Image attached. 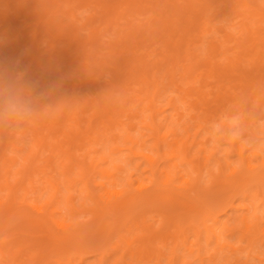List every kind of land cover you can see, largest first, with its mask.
<instances>
[{
  "label": "bare ground",
  "instance_id": "1",
  "mask_svg": "<svg viewBox=\"0 0 264 264\" xmlns=\"http://www.w3.org/2000/svg\"><path fill=\"white\" fill-rule=\"evenodd\" d=\"M12 1L15 0H0V18H3L4 23L7 25L5 35L11 37V40L8 43L11 51L6 55V53H3L0 50V87H2L4 81L9 78V68L14 65L18 51L21 49L24 40H27V35L23 34L15 18V10L12 9ZM63 1L72 4L71 6L69 5L70 7L68 6L69 9L66 12L67 18L72 21L73 19L77 20L76 11L78 8L91 0H40L38 8H36L35 5L32 6L34 10L32 13H29L28 16H35L38 23L35 24L31 33L32 37L28 41L31 58L28 60L25 67L27 70H30L31 67L36 64L35 69H42L44 71V78L47 77V79H44L45 82L50 79L53 71L56 73V83L60 82L64 87H73L75 84H78L79 86L87 85L88 92L84 95L83 101L74 97V92H68L63 97V100H59L57 102V105L55 104L56 101H51L50 104L54 103L56 105V108L51 111L50 109H47V106H45V103L40 99L35 90L26 89L29 97L34 98V121L23 126L16 132H0V170L2 171V174H0V191L6 190L8 192L4 197L0 196V211L7 212V215L4 213L0 215V218L6 219L9 214L11 216L13 212L16 211L12 205L15 206L19 200L26 204H30L33 206V209H36V211H40L35 202L37 203L42 200L41 193L39 192L40 194L38 193L34 195L33 191L27 189L25 181L32 183L31 168L35 166V162L39 159L46 147L51 145L50 140H53L56 148H58V154L63 155L66 158L67 162L66 164L63 163L61 168L64 173L68 174L66 178L70 184H74L76 180L69 178V171L72 170L74 165L80 168L81 172L79 173V181L83 184L84 189L87 192V197L92 199L94 203V207L91 211H96L98 213V217L95 221H93V223L74 230L76 231V234L63 236L51 233L47 221H45L42 217L32 219L27 216L23 218L17 216L15 218L17 223L19 221L24 223V221L28 220V222H26L28 223V228L40 233L45 232V234H42V238L45 241L42 240L38 242L33 248V250L37 251V253H33V256L30 258L31 264H34L38 256L41 257L40 254L43 252H49V254L60 252V259L68 257L71 262L74 259L73 255L78 253L76 251H81V249L85 247L104 244L108 235L114 230H118L120 228L119 231L124 229L130 231L129 227H125L124 229L122 228L123 225H126L121 221L123 214L129 212L134 213L133 225H135L136 228H140L139 222H136L137 216H143L145 211H150L154 208H158L163 212V227L167 228H165L166 230L164 232L160 233H155L152 227L148 225H144V227L141 228L142 235L139 238V245L141 246L138 254H140L139 258L143 263L145 262L141 258H145L144 255L149 256L153 252L157 253V262L155 264H160L163 253L158 251L155 243L157 241L161 242L164 240L165 236L171 235V232L168 230L171 226L176 227V229L179 230V233L176 236L172 235L175 239V245L171 248V253H173L174 256L171 257L170 263H179V259L176 258L180 256L176 253V250L179 248L181 243L185 246V249H189L191 251V249L187 247L186 239L182 240L184 237L182 234L187 227L194 228L196 234L195 246L198 250V258L202 260L203 256L202 253H200L203 247L201 244V230L197 226V221L203 215L211 214L213 226L215 227H211L210 225L204 223L207 234L206 239L208 241H212L215 245H222L223 248L228 247V250L232 252L238 250L245 251L247 260L241 262L240 264H252L251 260L256 258V252L254 250L256 245L255 240L261 239L262 241V238H264V221L261 216L257 214V212H253L250 214L240 215L236 222L230 226L219 223L218 212L227 211L228 209L234 207L233 200H228L225 204H222L216 212H213V205L206 203V196L204 198L200 197V195H205L202 193L201 188V170L203 165L205 167V156L200 157V159L198 158L199 162H195L192 157L188 156L187 140H178L176 137L171 138L167 143L172 147L179 143L178 150H172V148L171 150L168 149L163 152L159 151L161 153L159 156L162 158V161H165V164L169 161L170 169L167 170L160 167L159 164H156L159 157L154 158L147 153L136 151L135 144L138 140L130 131L131 127L124 128L125 131L123 136L125 137V141L130 143V145L127 146V150H129L130 155H138L144 159L151 171V177L148 180V185L137 183L136 178H133L137 172L131 174V177L128 180V186L132 190L130 189L131 192L127 198H125L123 193L119 196L115 191L111 192L113 197H109V190L105 189L102 182L98 184L100 187V193L95 195L91 188H89V183H94L88 175L89 165L87 159H85L89 155H84L83 158L80 159V163H74L71 160L70 152L72 147L75 149L84 147L86 141H94L95 143L100 144L98 140H103L101 137L107 136L108 134L114 135V132H112L114 124L106 123L104 115L112 116L113 113H119L122 110L121 106L128 105V102L130 100L133 101L134 97L136 101L144 103L145 109L149 110L151 116L150 124L152 125V129L157 132L156 138L165 137L163 133H160V122H157L155 115L157 112L162 110V104L160 103V98L162 97L161 92L166 89L167 86H173L176 91H183V87H181V78H177L176 76L177 72L183 66L182 57L186 56L187 61H192L197 56L192 52V48L189 43V40L191 39L190 35L192 34L191 28L196 25L198 18H202L203 24H206L207 19L205 16L209 15L212 11H215V9L219 15H222L224 11L226 12L227 9L232 7L231 0H152L155 10H157V13L154 15L156 20L155 22H150L148 26L160 28L163 31L162 35H165L162 50L165 54V59L162 60V62L156 61L153 65H149L140 57H137L136 59L133 58L135 57L133 52L136 51L133 49L136 46L133 44L131 39L135 37L136 31H134V29L136 26L132 24L127 27L126 32L121 33L118 35L117 39H114L111 42L108 54L104 57L100 56L99 50L101 49V44L96 35L97 31L94 26L97 21V17L87 18L86 24L89 23L94 27H92L91 37L84 39L83 41L80 39L77 33V28L72 22L64 23V19H60L57 27H62L61 30H63V32L68 36L67 41H65V44L61 47L53 45L52 47L43 50V53L48 54L46 61L35 58V56L38 57L41 55L43 49L39 39L40 25L43 26L47 33L50 32L53 39H59L58 35L60 34V30L57 31L54 28H50V26L55 22V12L57 13L61 10V3ZM94 1L103 6V8L107 11L108 19L112 20L116 18L117 8L119 7L117 5L126 4L129 9L135 10L139 9L144 0ZM235 1H238L246 12L245 21L242 23V29L247 36L245 37L246 39H244L239 45L244 46L249 41L250 43L245 46L244 49H241L240 52L236 51L229 67H219L214 62L205 63L207 67L211 68V71H217L219 74L223 75H229L230 71L239 69L241 59L251 53L254 55L255 62H253V65L258 67V62L261 61V55L264 52V38L260 36L262 32L260 29L251 32L249 31V27L251 28V26L248 25V23L252 21L251 18H255L256 15L261 17L258 19L264 18V9L261 8L257 0ZM27 3L29 2H26V4ZM162 3L163 5L160 7ZM2 6H5L3 10L1 9ZM26 6L28 5H25L24 7L17 6V12L24 11L27 9ZM191 8H195V11H192V14H186ZM228 12H231V10ZM212 16L214 18L217 15L212 14ZM101 18L102 16L98 17V19ZM177 31L181 32V36L174 39L173 37L176 35ZM254 33H256V35L251 37ZM142 36L145 41H150L152 38L149 35ZM223 36L227 39V41L231 39V36L228 33H224ZM202 38H204V34L200 36L198 40L203 42ZM86 46L89 47L86 48ZM199 48L201 50V47ZM208 51L212 56H216L217 53L224 52V50H221L216 43H210L208 45ZM45 63L51 64L46 65ZM68 66L72 68L70 73L66 71ZM53 67H55V69ZM106 69L111 72V77L107 81V87L103 88L102 85L97 82V79L100 78ZM150 69H153L152 74L150 73ZM161 69L171 72L170 77H167V75L159 76L158 73ZM261 70V68L252 69L248 76H244L243 74V77H247V80H250L251 84H256L257 88H259L253 92V96L260 95V104H263L264 84ZM72 73L74 74L71 75ZM76 77L80 78L77 82L75 80ZM166 79L167 82H165ZM136 83L138 84V87L134 90V84ZM184 90L186 89L184 88ZM245 90H248V87H245ZM185 93L187 94L186 91ZM38 101L40 103L39 107L37 106ZM166 104L173 106V108L177 111V103H175L174 97H169ZM88 106L93 107L95 112L90 115L89 118H86L84 114L85 109ZM259 110V106H257L256 112H259ZM178 113L179 112L177 111L176 114L179 115L180 119L181 115ZM171 119L174 121L173 117ZM100 123H103L102 126L99 125ZM222 125L224 128L235 127L226 121H223ZM188 128V126L183 124L182 129H184L186 133H188ZM170 133L172 135L177 134L176 127H171ZM28 136L32 137V143L27 151L28 154H16V151L24 150V142ZM229 141L232 145H234L236 140L235 138H232ZM156 146L159 150L158 140L156 141ZM7 147L12 148L11 155L6 153ZM120 150L121 148L118 145L112 147V153H118ZM234 150L242 161V169L232 170L228 163L221 159H217L218 162H220L219 167L220 172L222 173H218V175H211L215 189H213L210 194H220L228 188H231L230 191H233L232 194L241 191V196L246 197V190L239 189L245 179H249L255 183L263 181L264 160H259L260 167L263 169L257 172L256 167L252 166L248 161V157L245 154V151L247 150L245 145L235 144ZM253 154L257 157L259 156L258 152L255 150L253 151ZM108 156L109 155H101L98 159L104 163L106 162V159H108ZM19 158L20 168L12 171V167ZM177 158H179V161H176ZM91 159L93 160V158ZM129 159L131 160V156H128V160ZM182 163L192 166L196 172L192 181L191 179H184L180 174V165H183ZM113 168L119 171V173H122L125 170L124 166L120 164L114 165ZM100 172L105 177H112L110 182H114L116 180L115 175H112L109 169L104 167L100 169ZM17 174H19V177H15ZM178 178L180 180V184L177 185L175 180ZM45 182L50 185L52 190L50 195L51 199L49 200L50 202L47 201L45 205V211H47L45 214L47 216L53 217L58 214L60 211V209L58 210L57 208L59 203L58 198L62 199L65 198V196L67 197L66 201L71 211L76 212L86 209L83 199L80 200L79 207L77 206L76 199L73 195L69 193L66 195L62 194L60 182L53 176L47 177ZM151 186H155L159 191L145 198L144 196H148L150 194L151 191L149 188ZM175 191H179L181 193ZM191 192H194L193 195L190 194ZM225 193L226 191L221 196L222 199L228 194ZM258 194V192H254L255 196ZM31 198V202H33L34 205L33 203H30ZM146 207H149V209H146ZM79 208H81V210ZM53 221L61 228L66 227L65 230L70 228V226H64L57 219H54ZM184 224H187L185 228L183 227ZM21 227L22 228L19 226L17 229L23 230L24 226ZM225 231H228L231 234L235 231L238 232V242L241 243L244 241L246 245L244 247H235V244L233 243H221L220 234ZM119 238L121 243L112 248H121V255L114 260H110V253L108 254L105 250L101 252V264H134L132 259L135 254H137L132 248L134 242L130 240L126 234H120ZM70 239H75L73 249L76 250L74 251H72L73 249L70 250L68 248V246L72 245H68ZM239 243L237 245H239ZM127 253H129L131 258L130 260L126 258ZM9 256L10 257L5 255L3 247L0 246V264H5L8 260H10L13 264H23V262H20L19 260L21 250L17 253H13L12 255L9 254ZM81 258L82 257H80V259ZM209 258L211 261H216V253L212 252L209 255Z\"/></svg>",
  "mask_w": 264,
  "mask_h": 264
},
{
  "label": "rangeland",
  "instance_id": "2",
  "mask_svg": "<svg viewBox=\"0 0 264 264\" xmlns=\"http://www.w3.org/2000/svg\"><path fill=\"white\" fill-rule=\"evenodd\" d=\"M26 2L29 3L26 4ZM257 2L261 8L264 9V0H257ZM39 4L40 0L12 1V9L15 10V18L23 34L27 35V40H24L21 49L18 51L14 65L9 68L10 76L8 80H10L25 96L29 97L26 89L35 90L40 99L45 103V106H47V109L52 111V109L56 108L57 102L63 100V97L68 92H74V97L83 101L84 95L88 92V86H79L78 84H75L73 87H64L60 82L56 83L57 77L56 73L53 71L50 79L45 82L44 79H47V77L44 78V71L42 69H35L36 64H34L30 70L26 69L25 66L31 58L28 41L32 37L31 33L35 24L38 23L35 16H28V14L32 13L34 10L32 6L35 5L36 8H38ZM25 5H28L26 6L27 9L22 12H17V6L24 7ZM69 5L71 6L72 4L66 1L61 3V10L57 13L55 12V22L50 26V28H54L57 31L60 30V34L58 35L59 39H53L50 32L47 33L42 25L39 26V39L43 49L41 55L38 57L35 56V58L46 61L48 54L43 53V50L48 49L53 45L61 47L65 44L64 42L67 41L68 36L63 30H61L62 27H57L60 19H64V23L72 22L76 26L77 33L82 41L91 37L92 27L95 26L97 31L96 35L101 44V49L99 50L100 56H106L110 50L111 42L114 39H117L118 35L126 32L127 27L132 24L136 26L134 29V31H136L135 37L132 39L130 38L136 46L133 49L136 50L133 52L135 56L133 58L136 59L137 57H140L149 65H153L156 61L162 62V60L165 59V54L162 51L165 38V35H162L163 31L160 28L148 26L150 22H155L156 20L154 15L157 13V10H155L152 0H144L139 9L135 10L129 9L126 4H119L117 5L119 7L117 8L116 18L112 20L108 19L107 11L103 6L99 5L94 0H91L78 8L76 11L77 20L73 19L71 21L66 16ZM162 5L163 3L160 7H162ZM231 5L232 7L227 9L226 12L224 11L222 15H219L216 9L209 13V15H206V24H203L202 18H198L196 25L192 27L195 30L191 28L192 34L190 35L191 39L189 40V43L192 52L197 56L192 61H187L186 56L182 57L183 66L177 72L176 76L177 78H181V87H183V91H176L173 86H167V88L161 92L162 97L160 98V103L162 104V110L155 115L157 122H160V133H163L165 137L156 138L157 132L152 129V125L150 124L151 116L149 110L145 109L144 103L136 101L134 97L133 101L130 100L128 102V105L121 106L122 110L120 112L117 111L119 113H113L112 116L104 115L106 123L114 124V129L112 130L114 135L108 134L107 136L101 137L103 140H98L100 144H97L94 141H86L84 147L80 149H75L74 147L71 148V160L74 163H80V159H82L84 155H89L85 158L89 165L88 175L91 177V181H94V183H89V188H91L95 195L100 193V187L98 184L102 182L105 189L109 190V197L112 198L113 195L111 192L115 191L119 196L123 193L125 198H127L131 192V188L128 186V180L131 177V174L136 172L137 173L133 178H136L137 183L148 185V180L151 177L149 166L140 156L130 155L129 150H127V146H129L130 143L125 141V137L123 136L125 131L124 128L131 127L130 131L138 140L135 144V150L147 153L154 158L159 157L156 164H159L160 167L167 170L170 169L169 161L165 164V161H162V158H160L159 155L161 154L160 152L168 149L171 150L173 148L172 150H178L179 143L173 147L167 143L171 138L176 137L178 140H187L188 156L192 157L195 162H199L200 157L205 156V167L203 165L201 170V188L202 193L205 195H200V197L204 198L206 196V203L213 205V212H216L217 209L228 200H233L234 207L227 211L218 212V220L220 224L230 226L236 222L240 215L253 212H257L264 221V179L259 183L245 179L239 189L246 190V197L241 196V191L232 194L233 191H230L231 188L225 190V194H228L223 199L221 196L225 191L220 194H210L213 189H215L211 175L222 173L220 172L219 167L220 162H218L217 159H221L228 163L232 170L242 169V161L234 150L235 144H243L246 146L247 150L245 151V154L248 157L249 163L256 167L257 172L264 168L260 167L259 163V160H264V101L263 104H260L261 96H253V92L259 89L256 84H251L250 80H247V77H243V74L244 76H248L252 69L261 68L264 84V52L261 55V61L258 62V67L253 65V62L255 61L254 55L251 53L245 58H242L239 64L240 68L230 71L229 75H223L219 74L217 71H211V68L205 65V63L214 62L219 67H229L236 51L240 52L241 49H244L245 46L250 43L249 41L244 46L239 45L247 36L242 29V23L245 21L246 12L238 1L231 0ZM4 8L5 6L1 7L2 10ZM230 10L231 12H228ZM192 11H195V8L189 9L186 14H192ZM212 14H216L217 16L213 18ZM100 16H102V18L98 19ZM88 17H97L94 26H91L89 23L86 24ZM258 18L261 17L256 15L255 18H251L252 21L248 23V25L251 26V28L249 27V31L254 32L255 30L260 29L262 32L260 36L264 38V18ZM6 29L7 25L4 23L3 18H0V50L7 55L11 51V48L8 46L11 37L5 35ZM224 33L230 34L231 39L227 41L223 36ZM203 34V42H200L198 39ZM142 35H149L152 38L150 41H145L143 40ZM255 35L256 33L252 34L251 37ZM180 36L181 32L177 31L173 38L176 39ZM210 43H216L221 50H224V52L212 56L208 51V45ZM88 47L89 46H86V48ZM199 47H201V50ZM45 64L50 65L51 63ZM53 68L55 69V67ZM66 71L70 73L72 68L68 66ZM152 72L153 69H150L151 74ZM73 74L74 73L71 75ZM170 74L171 72H168L165 69H161L158 73L159 76L167 75V77H170ZM110 77L111 72L106 69L100 78L97 79V82L102 85L103 88H106L107 81ZM75 80L77 82L80 78L76 77ZM165 82H167V79ZM137 87L138 84H134V90ZM245 87H248V90H245ZM184 88L186 90H184ZM169 97L175 98L177 111L179 112L178 114L181 115L180 119L173 106L166 104ZM51 101H56V105L54 103L50 104ZM37 106H40L39 101L37 102ZM257 106H259V112H256ZM94 112L95 110L93 107L88 106L85 109L84 115L86 118H89ZM172 117L174 118V121H172ZM223 121H226L235 127L224 128L222 125ZM102 124L103 123H100L99 125L102 126ZM183 124L189 127L188 133L182 129ZM171 127H176L177 134L172 135L170 133ZM232 138H235L236 140L234 145L229 141ZM157 140L159 143V150L156 146ZM31 143L32 137L28 136L24 142V150L16 151V154H28L27 151ZM50 143L51 145L46 147L39 159L35 162V166L31 168L32 183L25 181L27 189L33 191L34 195L39 192L41 193L42 200L37 203L35 202L40 211H36V209H33V206L30 204H26L19 200L15 206L12 205L16 211H14L11 216L9 214L6 219L0 218V246L3 247L5 255L8 257H10L9 254L12 255L21 250L19 260L20 262H23V264H31L30 258L33 256V253H37L33 248L38 242L42 240L45 241L42 238V234H45V232L40 233L28 228V223H26L28 220L24 221L26 224L21 223L20 221L17 223V220H15L17 216H20V218L27 216L32 219L42 217L47 221L51 233L63 236L76 234V231L74 230L93 223L98 217L96 211H91L94 207V203L92 199L87 197V192L85 191L83 184L79 181V173L81 172L80 168L74 165L72 170L69 171V178L76 180L74 184H70L66 178L68 174L64 173L61 168V165L63 163L66 164L67 162L66 158L63 155L58 154V148H56L53 140H50ZM115 145H118L121 148L118 153H112V147ZM254 150L258 152V157L253 154ZM6 153L11 155L12 148L7 147ZM101 155H109L106 162L102 163L100 159H98ZM128 156H131V160H128ZM91 158H93V160ZM176 161H179V158H177ZM116 164L124 166V172L119 173V171L115 170L113 166ZM182 164L183 165H180V174L184 179H191L192 181L196 172L192 166L184 163ZM104 167L109 169L112 175H115L116 180L114 182H110L112 177L108 178L102 175L100 169ZM18 168H20V158L12 167V171ZM0 174H2L1 170ZM49 176H53L60 182L62 194L66 195L69 193L75 197L77 206H79L80 200L83 199L86 209L81 210V208H79L81 211H71L66 201L67 197L65 196V198L62 199L58 198L59 203L57 208L58 210L60 209L58 214L53 217L47 216L45 214L47 212L45 211V205L47 201L50 202V195L52 193L50 185L45 182V179ZM15 177H19V174ZM175 183L177 185L180 184L179 178L175 180ZM149 189L151 192L148 196H144L145 198L159 191L155 186H151ZM175 192L181 193L179 191ZM254 192H258L259 194L255 196ZM7 193L6 190H1L0 196L4 197ZM193 193L194 192H191L190 194L193 195ZM31 201L32 198L30 199V203H33ZM146 209H149V207H146ZM4 213L7 215V212L0 211V215ZM162 213L163 212L158 208H154L153 210L145 211L143 216H137L136 222H139L140 228H136L135 225H133L134 213H125L122 215L121 221L126 225L124 226L122 223V228L129 227L130 231L127 229L119 231L120 228L114 230L108 235L104 244L93 245L82 248L81 251H76L78 253L73 255L74 259L71 262L68 257L60 259V252L50 254L49 252H43L40 254L41 257L38 256L34 264H101V252L105 250L108 254L110 253V260H114L118 258L122 252L121 248H112L121 243L119 238L120 234H126V236L134 242L132 248L133 251L137 253L132 259L134 264H155L157 262V253H153L152 251H150L152 253L149 256L144 255L145 258H141L145 263L140 260V254H138L141 246L139 245V238L142 235L141 228H143L144 225L151 226L155 233L164 232L166 230L165 228L167 227H163ZM54 219H57L64 226H70V228L65 230L66 227L61 228L60 226H57L53 221ZM204 223L211 227H215L213 226L211 214L203 215L197 221V226L201 230V244L203 247L200 253H202L203 259L201 260L198 258V250L195 246L196 234L194 228L187 227L182 234L184 235L182 240L186 239L187 247L190 248L191 251L185 249V246L181 243L176 250V253L180 256L176 258L179 259L178 264H240L247 260L245 251L238 250L232 252L228 250V247L223 248L222 245H215L212 241H208L206 239L207 234ZM19 226L20 228H22L21 226H24L23 230L17 229ZM186 226L187 224L183 225L184 228ZM168 230L171 232V235H167L164 237L163 241H157L155 243L158 251L163 253L160 264H172L170 261L171 257L174 256L173 253H171V248L175 245V239L173 236H176L179 233V230L174 226L169 227ZM232 233L233 234L228 231L221 233L220 242L233 243L235 244V247H244L246 245L244 241L241 243L238 242V232L235 231ZM72 237L77 239L74 236ZM75 239H70L68 243V245L72 244L68 246L70 250L74 248ZM238 243L239 245H237ZM255 243L254 250L256 252V258H253L251 262L252 264H264V238H262V241L261 239H256ZM74 250L76 249H73L72 251ZM212 252H215L217 255L216 261H211L209 258V255ZM80 257L82 258L80 259ZM126 258L128 260L131 259L129 253L126 254ZM58 259L60 260L57 261ZM5 264L13 263L8 260Z\"/></svg>",
  "mask_w": 264,
  "mask_h": 264
},
{
  "label": "clouds",
  "instance_id": "3",
  "mask_svg": "<svg viewBox=\"0 0 264 264\" xmlns=\"http://www.w3.org/2000/svg\"><path fill=\"white\" fill-rule=\"evenodd\" d=\"M34 98L25 96L8 79L0 87V132H16L32 123Z\"/></svg>",
  "mask_w": 264,
  "mask_h": 264
}]
</instances>
